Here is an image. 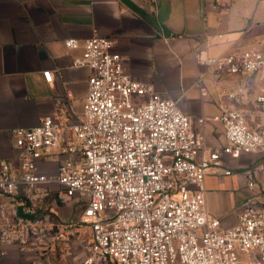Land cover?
I'll return each instance as SVG.
<instances>
[{"label":"built area","instance_id":"1","mask_svg":"<svg viewBox=\"0 0 264 264\" xmlns=\"http://www.w3.org/2000/svg\"><path fill=\"white\" fill-rule=\"evenodd\" d=\"M64 44L81 49L73 66L91 70L82 113L74 123L59 113L13 130L16 158L0 162V194L19 207L11 217L0 214V256L2 245L15 242L48 264L51 250L87 230L79 264H264V208L246 201L236 223L223 226L204 206L210 167L225 164L228 156H264V122L253 127L242 109L224 104L212 120L221 122L226 143L207 150L203 132L191 127L176 100L126 72L114 40L94 34ZM197 63L215 77L264 81V41L219 56L199 55ZM43 76L52 81L50 70ZM217 95L241 101L244 89L223 87ZM251 102L264 115V88ZM41 163L55 170H43ZM50 194L61 203H80L79 212L61 219L48 207L39 211L34 201Z\"/></svg>","mask_w":264,"mask_h":264},{"label":"crops","instance_id":"2","mask_svg":"<svg viewBox=\"0 0 264 264\" xmlns=\"http://www.w3.org/2000/svg\"><path fill=\"white\" fill-rule=\"evenodd\" d=\"M94 34L114 40L113 49L133 79L151 83L156 92L176 100L191 127L203 132L207 150L226 143L221 122L212 120L224 104L242 109L253 127L264 122L251 102L264 81L233 74L215 77L197 63L199 55L219 56L264 41V0H0V162H15V128L35 126L46 115L62 113L68 123L80 117L91 70L72 65L81 49H68L64 40ZM44 70L52 72L51 82L44 79ZM199 76L202 84L197 83ZM237 84L244 89L241 101L217 95L220 88ZM201 117L205 120L199 123ZM41 168L55 170L49 163H41ZM250 179L253 186L248 185ZM246 201L264 208L260 153L228 156L225 164L205 174L204 206L223 226L236 223ZM34 203L61 219L74 215L73 205L52 194ZM18 207L0 194V214L11 217ZM88 238L59 244L49 252L48 264H79ZM2 248L0 264H41L33 250L18 243Z\"/></svg>","mask_w":264,"mask_h":264},{"label":"rangeland","instance_id":"3","mask_svg":"<svg viewBox=\"0 0 264 264\" xmlns=\"http://www.w3.org/2000/svg\"><path fill=\"white\" fill-rule=\"evenodd\" d=\"M79 206H80V203H75L74 206L72 207V214H75V213H78L79 212ZM84 235H87V232L84 234ZM83 235V237H84Z\"/></svg>","mask_w":264,"mask_h":264},{"label":"trees","instance_id":"4","mask_svg":"<svg viewBox=\"0 0 264 264\" xmlns=\"http://www.w3.org/2000/svg\"><path fill=\"white\" fill-rule=\"evenodd\" d=\"M45 208H47L46 206L44 207V206H40L38 209H39V211H42V212H45Z\"/></svg>","mask_w":264,"mask_h":264}]
</instances>
